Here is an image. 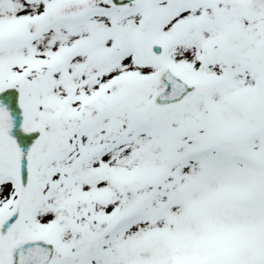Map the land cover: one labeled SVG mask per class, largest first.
Here are the masks:
<instances>
[{
	"label": "snow or ice",
	"instance_id": "snow-or-ice-1",
	"mask_svg": "<svg viewBox=\"0 0 264 264\" xmlns=\"http://www.w3.org/2000/svg\"><path fill=\"white\" fill-rule=\"evenodd\" d=\"M0 264H264V0H0Z\"/></svg>",
	"mask_w": 264,
	"mask_h": 264
}]
</instances>
